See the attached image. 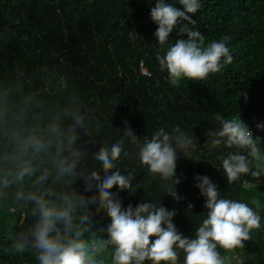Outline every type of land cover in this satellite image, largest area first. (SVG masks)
<instances>
[{"label": "trees", "instance_id": "trees-1", "mask_svg": "<svg viewBox=\"0 0 264 264\" xmlns=\"http://www.w3.org/2000/svg\"><path fill=\"white\" fill-rule=\"evenodd\" d=\"M165 2L183 11L179 0ZM199 3L197 13L188 14L195 21L188 26L201 32L205 46L230 36L227 46L233 59L205 80L184 79L173 86L156 60L169 45H159L154 35L157 25L151 20L150 9L155 0H0V83L19 81L25 88H43L47 80L49 88L55 89L51 95L45 93L50 103L63 105L74 96L82 108L90 110L100 131L95 132L94 123L91 131L95 141L81 131L79 143L89 150L85 159L92 169L99 167L93 153L118 140L125 121L142 140L150 139L161 128L171 133L179 126L193 139L187 157L177 153L180 201L165 195L159 178L147 175L137 159L122 158L118 166L135 169L138 174L133 186L139 181L142 186L134 194L119 193L123 207L150 199L163 203L168 210L175 209L173 223L178 231L191 237L207 211L194 177L207 175L221 197L250 207H254L253 201L261 205L257 210L261 227L251 232L244 248L221 250L225 264H264V173L258 180L248 174L228 185L221 158L236 150L205 147L206 133L214 130L222 117H241L253 135L261 138L260 166L264 167V130L256 127L264 123V0ZM184 24L187 21H180L174 28L169 44L187 39L179 31ZM141 67L150 75L142 74ZM126 149L135 152L136 146L129 142ZM74 187L87 196L93 194L85 192L82 179ZM188 204L193 205L191 210ZM35 219L30 209L17 210L0 200V264H37L30 252L14 256L6 251L20 230L19 224L24 221L27 229ZM93 223L100 228L110 219L101 213ZM182 262L181 253L179 264Z\"/></svg>", "mask_w": 264, "mask_h": 264}, {"label": "clouds", "instance_id": "clouds-1", "mask_svg": "<svg viewBox=\"0 0 264 264\" xmlns=\"http://www.w3.org/2000/svg\"><path fill=\"white\" fill-rule=\"evenodd\" d=\"M179 4L183 11L165 0H155L150 9L151 20L157 25V43L169 45L156 60L173 86L184 79L205 80L233 59L227 46L230 36L205 46L201 32L188 26L195 23L188 14L197 13L199 0H179ZM180 21H187L179 29L187 39L169 44V36ZM46 92H55L47 80L43 88H25L19 81L0 83V200L17 210L30 209V215L36 217L27 229L24 221L19 224L20 230L6 250L9 254L30 252L37 264H179L182 253V264H225L221 250L244 248L251 232L261 227L258 201L250 207L221 197L207 175L194 177L207 211L191 237L178 231L173 223L175 209L168 210L163 203L150 199L123 207L119 193L134 194L142 186L140 181L133 186L138 174L135 169L118 166L122 158L137 159L147 175L159 178L165 195L180 201L177 153L190 154L192 137L176 126L171 133L161 128L150 139L142 140L125 121L123 134L117 129L120 138L93 153L99 167L92 169L85 159L89 150L79 141L81 131L95 141L91 129L95 123L98 134L100 127L94 114L82 108L74 96L63 105L50 103ZM256 127L264 130V123ZM206 135L205 147L236 150L221 158L228 185L248 174L258 180L264 173L261 138L253 135L241 117H222ZM129 142L136 146L135 152L126 149ZM78 179L92 195L74 187ZM192 207L188 204L187 209ZM101 213L110 223L97 229L93 220Z\"/></svg>", "mask_w": 264, "mask_h": 264}, {"label": "built area", "instance_id": "built-area-1", "mask_svg": "<svg viewBox=\"0 0 264 264\" xmlns=\"http://www.w3.org/2000/svg\"><path fill=\"white\" fill-rule=\"evenodd\" d=\"M141 73L144 75H150L149 71L144 67H141Z\"/></svg>", "mask_w": 264, "mask_h": 264}, {"label": "rangeland", "instance_id": "rangeland-1", "mask_svg": "<svg viewBox=\"0 0 264 264\" xmlns=\"http://www.w3.org/2000/svg\"><path fill=\"white\" fill-rule=\"evenodd\" d=\"M97 228V227H96ZM98 229V228H97ZM231 259L233 260L234 263H237L238 260H236V258H233V256L231 257Z\"/></svg>", "mask_w": 264, "mask_h": 264}]
</instances>
